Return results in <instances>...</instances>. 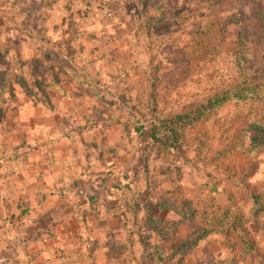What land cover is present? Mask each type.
Returning <instances> with one entry per match:
<instances>
[{
	"label": "rangeland",
	"instance_id": "374dc122",
	"mask_svg": "<svg viewBox=\"0 0 264 264\" xmlns=\"http://www.w3.org/2000/svg\"><path fill=\"white\" fill-rule=\"evenodd\" d=\"M244 76L264 81V0H150L144 14L135 0H0V119L19 123L21 142L29 117L46 115L42 132L64 140L53 184L103 170L96 153L116 188L95 194L68 227L72 241L16 264H264V151L252 147L264 101L181 127L169 158L145 148L153 121ZM226 211L216 232L158 261L200 235L204 215Z\"/></svg>",
	"mask_w": 264,
	"mask_h": 264
},
{
	"label": "crops",
	"instance_id": "0c3cea01",
	"mask_svg": "<svg viewBox=\"0 0 264 264\" xmlns=\"http://www.w3.org/2000/svg\"><path fill=\"white\" fill-rule=\"evenodd\" d=\"M33 106V103H26L24 110L32 111ZM40 115L39 123L31 117L26 121L25 130L28 132L21 142L15 135L19 123L14 119L8 120L7 116L4 121L0 119V218L3 217L1 207H8L4 211V225L0 227V264L21 262L26 251L34 247L50 252L64 240L72 241L73 232L68 227L75 219L85 215L89 206L94 205L95 194L107 191L113 196L116 193L112 171L106 169L111 161L105 159L100 163L96 153L94 161L105 169L81 172L83 175L74 183L68 181L64 184L63 181L59 185L53 184L54 179L50 181L49 168L55 169L64 164L59 151V145L64 144V140L50 137L47 128L45 133L42 132L48 127V121L42 111ZM37 126L42 133L33 137L30 132ZM50 140H54L57 149H51ZM7 217L9 219L5 222ZM46 238H49L48 244L44 245L42 242Z\"/></svg>",
	"mask_w": 264,
	"mask_h": 264
},
{
	"label": "trees",
	"instance_id": "16d2710c",
	"mask_svg": "<svg viewBox=\"0 0 264 264\" xmlns=\"http://www.w3.org/2000/svg\"><path fill=\"white\" fill-rule=\"evenodd\" d=\"M141 13H145L149 7L150 0H135ZM1 93V92H0ZM29 95H34L36 97L42 96V92L34 93L30 90L27 91ZM43 100V99H42ZM264 101V81H262L257 76L252 77H241L238 81H232L226 87L224 86L223 90L218 91L210 99L196 108H185L182 113L170 116L162 120H155L152 122L150 127V133L148 134V139L145 141V148L155 149L157 154L162 158H169V153L171 149L175 148L180 144V135L179 130L181 127H189L195 122H203L209 118V113L212 111L218 110L220 107L224 106L227 103H232L234 105H245L248 106L251 103L260 104ZM47 108L49 107L48 99H44L42 102ZM4 103L0 102V107ZM1 111V110H0ZM260 133V132H259ZM262 133V132H261ZM261 135V134H260ZM258 135L254 138L252 147L255 149H261L264 151V138L260 139L261 136ZM198 210L195 207L190 210V216L194 217L198 215ZM229 213L223 212L221 215H213L204 217L200 220V223L203 224L206 228L201 232L200 235L194 239L187 241L183 246L179 247L174 252L168 255L169 258L162 260L161 256L158 257V261L166 262L172 260L173 257L182 254L183 250H191L195 244L202 238L216 232V227H219L221 223L228 220ZM232 220V224L238 222L240 219ZM64 264V263H60ZM157 264V263H155Z\"/></svg>",
	"mask_w": 264,
	"mask_h": 264
}]
</instances>
